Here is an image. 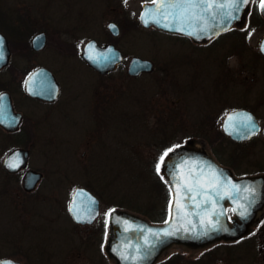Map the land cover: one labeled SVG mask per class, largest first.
<instances>
[{"label":"rangeland","instance_id":"1","mask_svg":"<svg viewBox=\"0 0 264 264\" xmlns=\"http://www.w3.org/2000/svg\"><path fill=\"white\" fill-rule=\"evenodd\" d=\"M143 1L0 0V30L12 51L0 72V89L11 81L15 108L24 116L18 130L0 128V258L23 264H111L92 234L94 225L76 226L71 220L67 206L74 186L87 185L99 197L102 215L119 207L160 219L169 199L157 169L164 146L199 137L187 122L204 108V85L219 72L224 54L243 52L249 72L263 73L264 62L256 57L261 27L252 29L246 46L195 50L181 38L143 27L138 19ZM109 20L119 25V35L107 28ZM38 30L45 31L46 42L33 50L30 41ZM91 37L115 43L124 54L108 75L99 76L79 56ZM132 55L151 59L154 69L129 76ZM238 62L236 56L229 60L233 71L242 67ZM39 65L60 81L55 102L25 95L26 70ZM96 96L102 106H96ZM20 146L29 149L27 168L43 173L30 191L22 188L23 169L7 173L1 164ZM214 146L245 152L235 145ZM247 150L264 167V142Z\"/></svg>","mask_w":264,"mask_h":264},{"label":"water","instance_id":"2","mask_svg":"<svg viewBox=\"0 0 264 264\" xmlns=\"http://www.w3.org/2000/svg\"><path fill=\"white\" fill-rule=\"evenodd\" d=\"M226 2V0H216ZM159 0H157V4ZM248 4H240L239 10L233 8L223 9L225 12H232L233 18L230 22L219 23V27L209 26L203 32L197 25L188 27L185 32H178L163 28L151 22L155 16L156 5L151 3L143 4L140 12V21L145 27L154 26L161 30L187 34L194 41H205L215 36L220 31L228 28L233 23H241L244 19ZM199 12V9L196 10ZM264 15V11H262ZM142 13L145 15L142 18ZM149 20V23H145ZM114 25V28L109 27ZM110 31L116 35L119 32L114 22H109ZM46 36L43 31L37 32L31 39L32 47L41 49L45 44ZM264 37L261 39L259 50L264 55ZM10 49L5 36L0 32V69L6 66L10 59ZM80 57L99 73H107L116 68L122 60V52L112 43L100 45L94 39H89L82 46ZM153 67L152 61L148 58L137 55L132 56L128 61L127 73L137 75L142 71H150ZM26 92L34 97L53 99L58 90L57 81L53 73L44 66L33 70L28 76ZM249 112L240 109L227 114L224 120V130L232 137L241 139L248 134L242 133L245 128ZM21 113L15 112L12 107L10 95L3 91L0 93V125L9 131L18 128L21 121ZM231 117V119H230ZM253 130H249L251 133ZM29 152L25 148L17 147L10 150L2 159V166L9 172H16L26 166ZM160 171L167 181L171 199L169 212L165 221L167 223H150L143 217L124 210H113L111 214V233L107 242L106 250L115 260V264H151L153 260L170 244L180 243L190 246H199L219 238H234L247 230L248 222L256 212V207L262 198H255L257 193L264 194V175L235 177L232 172L219 165L208 152L198 147L192 139L186 140L167 151L164 155ZM41 173L34 169H26L22 177V186L25 190H31ZM199 180L203 187H195L196 201L188 199V193L181 191L185 183H193ZM233 185H238L237 191ZM248 188L250 191H244ZM259 188V189H258ZM179 193L181 205L177 208L176 200ZM229 203L232 209H236L235 215L241 220L240 223L229 225L226 220L225 204ZM98 198L84 187L75 189L69 203V211L76 222L91 223L98 214ZM164 230L172 235H165ZM155 233V235H154ZM127 257V259H125ZM134 257V258H133ZM0 264H22L12 258H1Z\"/></svg>","mask_w":264,"mask_h":264},{"label":"flooded vegetation","instance_id":"3","mask_svg":"<svg viewBox=\"0 0 264 264\" xmlns=\"http://www.w3.org/2000/svg\"><path fill=\"white\" fill-rule=\"evenodd\" d=\"M147 1L151 0H144L143 2ZM258 27L263 29L262 38L264 36V16L262 15L260 9H253L250 6L242 23L235 24L206 41L196 42L185 34L172 33L164 30L161 32L181 38V40L191 46L192 49H205L210 52L217 44L225 49H229L234 43H238L243 46L248 45V43L250 44L249 39L250 34H252V29ZM152 28L155 29L154 27ZM0 31L3 33L2 30ZM10 52L11 60L12 51ZM242 53L243 52H240L238 55L237 52L233 53L232 50L227 51L224 54V58L221 60V63H219V72L213 77L207 79L209 84L204 85L207 86L205 89L206 97L204 99V108L202 110L200 109L196 116L187 122L191 124L195 131L197 130V136L199 137L196 138L194 135H189L186 138L194 140L199 147L208 151L219 164L230 169L236 177L264 175V167L260 165L259 160L249 158L251 153H246L249 146L264 142V68L262 70L263 73L256 77L255 72L251 70L249 72V66L251 64H249L248 58L243 57ZM256 53L257 59L264 62V55H262L258 49L256 50ZM232 56L239 58L238 63L242 65V67L237 66V71H233L232 65H229V60ZM7 66L8 65H6L3 69ZM258 68L252 67V69ZM3 69H1L0 72ZM31 71L32 69L26 70V76L23 80L25 95L37 102H43L46 104L55 102L60 91V81L58 80L55 72L50 69L57 81L58 91L57 95L50 100L32 97L26 93L25 81ZM110 73L111 72L97 74H99V76H104ZM9 82L10 84L8 85H5L4 83L5 88L0 89V92H8L14 111L21 112L15 108L14 98L10 92L12 85L10 80ZM13 83L17 87L18 82L16 84L13 80ZM19 86L21 87L20 84ZM194 86H196V84H194ZM198 87L202 86L198 84ZM101 98L103 99L102 96ZM96 102V106L98 107L102 106V103L104 104V102L98 101L97 96ZM239 109H243L247 113L249 112V115L251 116V121L246 119L244 124L245 128L242 131V133H247L248 135L241 139L232 137L223 129L222 126L226 115L231 111ZM21 114L23 120V113L21 112ZM22 120L20 124L22 123ZM249 125L254 126V130L251 133H248ZM206 144L210 145L209 149L206 147ZM214 145H235L238 148H244L245 152H241V150H239L237 152L229 151V153L228 151H225V153L217 150ZM42 175L43 173L41 172L40 179L42 178ZM78 186L85 187L92 191L87 185H75L73 190ZM255 198H262V200L256 207V212L248 222L247 230L244 233L234 238H220L199 246L172 243L166 247L151 264H264V194L259 195V193H257ZM113 208L114 207L110 208L102 215L99 204L98 215L93 222L89 224L73 222L76 226L94 225L92 234H94L93 236H95L99 241L98 246L102 247L103 253L107 255L111 264H114V259L111 256H108L105 251H107V241L110 235L109 223L112 213L111 210ZM225 210L227 221L230 225L241 222V220L233 214L231 206L226 205Z\"/></svg>","mask_w":264,"mask_h":264},{"label":"snow or ice","instance_id":"4","mask_svg":"<svg viewBox=\"0 0 264 264\" xmlns=\"http://www.w3.org/2000/svg\"><path fill=\"white\" fill-rule=\"evenodd\" d=\"M251 0H226V2H216V0H153V4L156 5L155 16L152 17L151 22L161 26L163 28H168L170 30L185 32L188 27L193 26L194 24L199 27L201 32L204 31L206 27L209 26V21L211 22L212 27H219V23L230 22L231 19L236 18L233 16L232 12H225L223 9L233 8L239 10L240 4H248ZM259 8L264 11V0H259ZM199 9V12L196 10ZM142 18L145 15L141 14ZM217 16L220 17L219 23H217ZM146 24L149 23V20L144 21ZM109 27L114 28V25ZM188 35H193L194 32H187ZM264 50V48H262ZM231 119V117H230ZM248 121H251V117L246 118ZM249 130H254V126L249 125ZM171 151V149H169ZM159 170V165L157 166ZM195 187H203L200 184L199 180L194 181L193 183H185L181 187V191L185 192V195L192 193L188 196V199L195 202L197 208L200 207V202L196 201V195L198 193L194 192ZM233 188L237 191L240 190L238 185H233ZM244 191H250L248 188H244ZM179 197L176 200L177 208L183 207L180 203ZM171 204V202H170ZM235 212L236 209L234 208ZM167 223V221H165ZM165 235H172V233L164 230ZM155 235V233H154ZM134 258V257H133ZM127 259V257H125Z\"/></svg>","mask_w":264,"mask_h":264},{"label":"trees","instance_id":"5","mask_svg":"<svg viewBox=\"0 0 264 264\" xmlns=\"http://www.w3.org/2000/svg\"><path fill=\"white\" fill-rule=\"evenodd\" d=\"M254 7H255V6H254ZM170 146H172L171 143L165 145V146H164V150L167 149V148H169ZM165 216H166V215H163V216H162L160 219H158V220H163V219L165 218Z\"/></svg>","mask_w":264,"mask_h":264}]
</instances>
